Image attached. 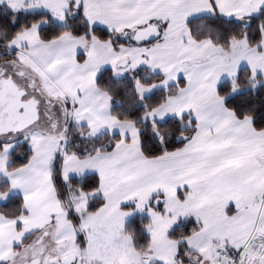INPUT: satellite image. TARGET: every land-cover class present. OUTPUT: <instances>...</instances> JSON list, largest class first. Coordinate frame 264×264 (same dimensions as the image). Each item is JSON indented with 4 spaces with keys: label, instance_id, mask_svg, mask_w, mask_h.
I'll list each match as a JSON object with an SVG mask.
<instances>
[{
    "label": "snow or ice",
    "instance_id": "obj_1",
    "mask_svg": "<svg viewBox=\"0 0 264 264\" xmlns=\"http://www.w3.org/2000/svg\"><path fill=\"white\" fill-rule=\"evenodd\" d=\"M0 264H264V0H0Z\"/></svg>",
    "mask_w": 264,
    "mask_h": 264
}]
</instances>
